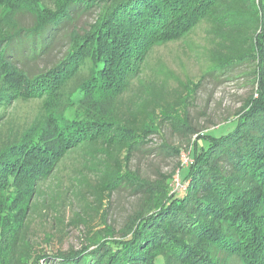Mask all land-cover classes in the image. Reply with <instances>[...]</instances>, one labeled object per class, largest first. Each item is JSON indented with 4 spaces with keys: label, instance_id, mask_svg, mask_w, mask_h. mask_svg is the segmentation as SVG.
<instances>
[{
    "label": "trees",
    "instance_id": "obj_1",
    "mask_svg": "<svg viewBox=\"0 0 264 264\" xmlns=\"http://www.w3.org/2000/svg\"><path fill=\"white\" fill-rule=\"evenodd\" d=\"M0 6L8 16L33 12L29 25L0 28V264H264V0H0ZM96 7L95 23L78 29L77 18ZM200 22L207 73L244 65L255 87L229 118L232 130L194 131L190 162L177 165L179 190L150 186L129 168L132 149L158 133L186 97L181 86L146 75L144 63L158 39H180ZM65 38L63 57L28 70ZM32 100L39 106L22 120L15 104ZM166 147L179 155L175 146L160 149ZM70 156L79 167L71 184L44 193L45 181ZM125 186L142 196L126 229L115 232L104 216L102 227L91 226ZM66 198L68 205L78 202L82 213L69 224L83 226L86 240L80 249L48 253L30 223L48 204L62 225Z\"/></svg>",
    "mask_w": 264,
    "mask_h": 264
},
{
    "label": "rangeland",
    "instance_id": "obj_2",
    "mask_svg": "<svg viewBox=\"0 0 264 264\" xmlns=\"http://www.w3.org/2000/svg\"><path fill=\"white\" fill-rule=\"evenodd\" d=\"M48 3L49 0H43ZM0 6V28L12 26L13 24L29 25L32 22L31 11H16L8 13ZM98 7L90 10V13L83 14L75 22L78 29L89 28L95 23L98 17ZM3 24V25H2ZM191 27V26H190ZM190 29V30H189ZM180 39L157 40L151 53L144 63L143 71L146 75L158 79L160 82L166 81L170 87L181 86L185 103L173 113L167 120H161V128L158 133H150L146 136L144 143H139L132 149L129 161V168L136 175L146 182L170 183L173 189L179 190L182 183L179 179V163L187 165L188 151L193 140L197 137L194 131L201 133L208 131L213 136L225 134L235 127V121L230 120L241 107L245 100L253 93L254 78L251 70H247L241 65L231 72L207 73L203 59V47L207 45L205 24L200 22L189 28ZM162 39V38H161ZM48 55L29 64L28 70L48 66L51 61L61 58L65 49L68 48V38L62 39ZM144 73V72H143ZM141 75H144V74ZM39 106L38 100L17 101L15 113L22 120L29 118L36 112ZM229 119V120H228ZM205 143V139H200ZM162 144L175 146L180 149L179 155H173L166 148H161ZM76 160L70 156L61 164L55 178L50 177L43 185L44 193L49 192V188L55 190L57 184L67 187L71 184L74 171L78 170ZM44 195V194H43ZM141 197L135 194L129 187L117 188L113 191L108 200L104 202L100 212L91 219V226L102 227V216L110 224L115 232L122 231L130 224L134 213L141 204ZM43 199V198H42ZM68 199L64 201L67 206L61 205V216L63 223L55 220L56 211L47 208L48 204L36 212L31 220L32 233L39 248L48 253L57 249L68 250L80 249L85 243L83 226H73L69 224L73 214L77 211L82 213L74 200L68 205ZM61 229V230H60ZM53 231V238L50 241L44 239L46 233Z\"/></svg>",
    "mask_w": 264,
    "mask_h": 264
}]
</instances>
